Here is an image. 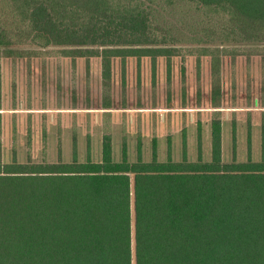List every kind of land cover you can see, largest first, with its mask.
I'll use <instances>...</instances> for the list:
<instances>
[{"label": "trees", "instance_id": "obj_1", "mask_svg": "<svg viewBox=\"0 0 264 264\" xmlns=\"http://www.w3.org/2000/svg\"><path fill=\"white\" fill-rule=\"evenodd\" d=\"M230 41L264 42V0H0L4 54L60 46L101 57L105 78L113 57L196 45L218 85ZM222 123L210 122L209 159L159 158L153 139L149 159L123 146L117 160L110 134L99 161L5 160L0 145V264H264V128L258 158L247 134L238 160L232 134L226 161Z\"/></svg>", "mask_w": 264, "mask_h": 264}, {"label": "rangeland", "instance_id": "obj_2", "mask_svg": "<svg viewBox=\"0 0 264 264\" xmlns=\"http://www.w3.org/2000/svg\"><path fill=\"white\" fill-rule=\"evenodd\" d=\"M181 5L190 12L193 4ZM185 46L169 58L113 57L108 78L99 56H69L60 46L23 47L34 51L19 55L0 50L4 159L10 160L14 151L21 162L99 161L103 134L111 135L117 160L123 146L131 159L139 152L149 159L153 139L159 158L167 159L170 147L174 160L182 159L184 149L188 159H196L198 151L209 159L213 117L223 122L224 160L232 157V134L238 160L246 159L247 134L252 156L258 158L264 128V42L224 43L218 85L213 83L211 56L200 54L196 45ZM215 102L220 107H212Z\"/></svg>", "mask_w": 264, "mask_h": 264}]
</instances>
